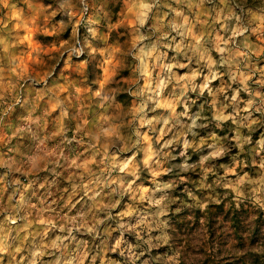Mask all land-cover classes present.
<instances>
[{
    "label": "clouds",
    "instance_id": "obj_1",
    "mask_svg": "<svg viewBox=\"0 0 264 264\" xmlns=\"http://www.w3.org/2000/svg\"><path fill=\"white\" fill-rule=\"evenodd\" d=\"M209 258L264 264V0H0V264Z\"/></svg>",
    "mask_w": 264,
    "mask_h": 264
},
{
    "label": "rangeland",
    "instance_id": "obj_2",
    "mask_svg": "<svg viewBox=\"0 0 264 264\" xmlns=\"http://www.w3.org/2000/svg\"><path fill=\"white\" fill-rule=\"evenodd\" d=\"M49 66H51V65L49 64ZM179 194H180V193H178V195H179ZM224 210H225L224 206H221L220 209H219V211H224ZM232 226H233L234 228H236L237 231L239 230L240 222H239L238 218L234 217V223H233ZM202 251H204V249H202ZM205 264H213L211 258H209V259L205 262Z\"/></svg>",
    "mask_w": 264,
    "mask_h": 264
}]
</instances>
